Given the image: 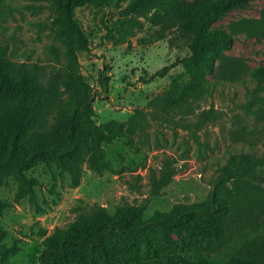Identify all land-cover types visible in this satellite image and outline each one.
<instances>
[{
    "label": "rangeland",
    "instance_id": "rangeland-1",
    "mask_svg": "<svg viewBox=\"0 0 264 264\" xmlns=\"http://www.w3.org/2000/svg\"><path fill=\"white\" fill-rule=\"evenodd\" d=\"M126 6L106 7L88 0L73 8L74 20L88 38L89 49L83 50L74 37L60 33L61 13L51 1L0 0V49L10 62L38 64L46 76L74 70L87 81L98 123L119 134L114 143L102 146V159L87 145L69 167L31 171L38 180L35 202L29 196L17 200V185L0 188V198L10 203L0 215V227L7 231L4 243L19 248L11 264H41L46 238L79 220L80 206L99 205L111 212L116 205L144 206L152 213L205 200L230 153L264 158V81L252 75L233 83L211 75L194 81L177 65L187 51L171 46L173 31H162L163 25L154 23L156 13L166 16L165 6L134 14ZM132 16L138 22L133 33L110 40L113 22ZM263 18L264 0H253L212 27L229 32L232 23ZM227 53L245 59L251 68L264 67V36L239 34ZM137 110L150 124L145 131L131 132L130 119ZM242 129L254 137L235 139ZM166 161L171 163V181L162 194L153 196L154 180L162 178ZM43 228L45 237L38 235ZM119 244V237H110L115 252ZM238 245L230 243L222 255ZM195 253L187 250L188 255Z\"/></svg>",
    "mask_w": 264,
    "mask_h": 264
},
{
    "label": "trees",
    "instance_id": "trees-1",
    "mask_svg": "<svg viewBox=\"0 0 264 264\" xmlns=\"http://www.w3.org/2000/svg\"><path fill=\"white\" fill-rule=\"evenodd\" d=\"M48 1L61 13L60 33L67 39L74 37L78 47L88 50V38L73 17V8L88 0ZM93 1L115 8L127 4L132 14L164 5L166 16L156 13L154 23L163 25L162 31H173L170 45L187 51L177 65L196 82L207 75L232 83L247 75L264 81V67L251 68L245 59L227 53L239 34L264 36V18L232 23L229 32L212 27L231 10L253 0H172L168 5L164 4L167 0ZM137 26L133 16L117 19L109 29V39L124 38ZM97 117L87 81L77 72L46 76L38 64L14 65L0 49V188L17 185V200L29 196L35 202L38 180L31 171L42 166L69 167L87 145L102 159V146L114 143L119 134L101 126ZM149 124L148 116L137 110L129 131H145ZM239 135L254 137L244 129L235 132V139ZM164 170L162 178L154 180L153 196L162 194L171 181L170 161ZM9 207L8 199L0 198V215ZM77 211L79 220L46 238L41 264H94L98 260L123 264V251L127 264H264V158L251 153H230L205 200L152 213L144 206L126 205H116L112 212L99 205L80 206ZM38 235L45 237L47 231L40 229ZM112 236L120 239L119 251L110 248ZM6 237L7 231L0 227L1 264H11L19 249L4 243ZM232 242L239 243L238 247L222 255ZM187 250L197 253L188 255Z\"/></svg>",
    "mask_w": 264,
    "mask_h": 264
}]
</instances>
